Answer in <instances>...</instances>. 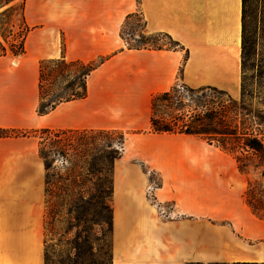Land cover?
Listing matches in <instances>:
<instances>
[{
    "label": "crops",
    "instance_id": "obj_1",
    "mask_svg": "<svg viewBox=\"0 0 264 264\" xmlns=\"http://www.w3.org/2000/svg\"><path fill=\"white\" fill-rule=\"evenodd\" d=\"M132 14L176 49H127L120 29ZM23 16L30 28L24 54L0 57V129L125 134L113 164L112 264H122V230L128 244L138 228L160 231L139 264H264V222L245 206V180L233 161L197 137L149 133L150 99L179 82L239 98L241 0H25ZM61 44L67 61L106 60L88 77L84 99L37 116L38 62L60 58ZM37 149L33 137L0 139V264H44L45 172ZM151 174L160 181L153 197L170 205V221L153 218L144 196ZM198 182L208 188L199 192Z\"/></svg>",
    "mask_w": 264,
    "mask_h": 264
},
{
    "label": "trees",
    "instance_id": "obj_2",
    "mask_svg": "<svg viewBox=\"0 0 264 264\" xmlns=\"http://www.w3.org/2000/svg\"><path fill=\"white\" fill-rule=\"evenodd\" d=\"M25 0H0V17L15 11L20 3L23 34L12 31L7 36L0 32V57L6 56V47L13 56L24 54V41L29 28L23 16ZM247 0H241V83L240 96L232 99L226 92L213 87L192 89L177 88L174 84L168 91L150 99L149 133L187 135L201 139L207 145L227 155L238 173L244 177L242 199L250 213L264 222V67L258 69L255 89L247 88L243 79L245 60L250 54L251 38L247 31ZM139 14L125 18L120 29ZM13 27V24H10ZM170 43L169 50L178 44L165 34H149L141 37V45L127 47L131 50H162L157 45V36ZM12 37L11 41H7ZM123 39V38H122ZM58 59L40 60L37 74V105L35 113L43 116L58 105L86 97V83L90 74L106 58L92 62ZM182 67L178 72L180 78ZM38 139V157L44 166V198L47 217L55 210L65 209L73 216L77 226L88 224L104 227V236L109 237L112 228V175L113 164L121 157L125 134L105 130H49V129H0V139ZM115 143V146L113 145ZM59 160L60 168L54 163ZM79 235V234H78ZM79 239L80 237L77 236ZM88 248L87 240H84ZM44 264L47 257L44 254ZM219 264V263H215Z\"/></svg>",
    "mask_w": 264,
    "mask_h": 264
},
{
    "label": "rangeland",
    "instance_id": "obj_3",
    "mask_svg": "<svg viewBox=\"0 0 264 264\" xmlns=\"http://www.w3.org/2000/svg\"><path fill=\"white\" fill-rule=\"evenodd\" d=\"M1 12V10H0ZM247 31L251 38L250 54L245 60V68L243 70V79L245 80V86L252 90L256 88L258 80H256V74L259 68L264 67V0H247ZM20 3H16L15 11L13 15L9 12L6 17H0V32L7 36V31H12L13 35H16V41H19L17 33L23 34L24 28L21 21ZM13 27H10V24ZM28 27V26H27ZM29 28V27H28ZM30 29V28H29ZM149 34L142 28V23L138 19L130 20L126 26L121 30L122 40L126 47H132L141 45L139 42L141 37L148 36ZM157 36V45L162 49H168L170 43L162 36ZM12 37H8L7 41H11ZM1 42V38H0ZM6 47V54L15 61L20 56H13ZM25 52V50H24ZM22 56V55H21ZM15 62H13L14 64ZM264 83V78H263ZM182 83H177L176 87L180 88ZM29 130V129H27ZM34 138V137H33ZM37 143L38 139L35 138ZM115 146V143L113 144ZM54 165L56 168H60V161L57 160ZM149 187L143 189L144 196L149 205L154 206L156 209V215L158 219L162 221H170L174 218L171 214L170 205L159 206L154 197L152 190L160 186L158 177L149 175ZM208 188L204 182H198V191L204 190L203 185ZM245 188L243 185L242 192ZM112 203L110 202V206ZM43 218H42V243H43V256L47 257V264H112V259L115 257V238L113 232V226L109 237L104 236V227L94 226L91 230L88 224H81L79 226L73 221V216L69 215L65 209H57L47 217V210L45 207V198L43 204ZM138 219L145 220V216H139ZM203 231L198 229V244H203ZM79 234V235H78ZM77 236L80 238L78 239ZM125 229L120 234L119 252L122 264H139V261L149 247H152L149 239H154V244L157 245V241L160 238V231L154 228L150 229H135L133 230L132 242L125 243ZM87 240L88 248L84 240ZM150 242V243H149ZM159 243V242H158ZM198 245V248L199 246ZM156 249V247H155ZM156 251V250H155ZM202 251V250H199ZM195 264H215V263H202L197 262Z\"/></svg>",
    "mask_w": 264,
    "mask_h": 264
}]
</instances>
